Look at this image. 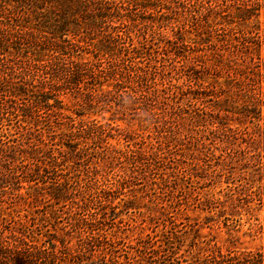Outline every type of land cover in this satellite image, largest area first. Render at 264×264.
Masks as SVG:
<instances>
[{
  "label": "trees",
  "instance_id": "trees-1",
  "mask_svg": "<svg viewBox=\"0 0 264 264\" xmlns=\"http://www.w3.org/2000/svg\"><path fill=\"white\" fill-rule=\"evenodd\" d=\"M189 2L196 10L187 7ZM173 6L178 12L174 18ZM182 12L189 14L192 32L182 27ZM139 15L152 31L170 19L178 22L161 50L169 60H183L181 84L156 66L153 43L151 47L135 23ZM220 31L228 34L212 38ZM187 33H192L191 41ZM263 48L264 0H0V264H153L146 257L160 251L145 239L137 259L119 253L122 229L116 231V226L133 207L119 197H128L127 189L146 179L143 172L158 173L164 183L177 168L166 164L170 150L160 142L155 146L114 120L152 114L163 134L180 129L175 121L189 118L199 126L207 123L210 128L203 133L220 143L235 141L238 133L253 140L245 133L247 126L233 129L221 122L226 114L220 109L205 106L206 99L219 101L221 91L200 73L222 71L224 53L231 52L243 66L237 72L254 80L264 69ZM209 55L212 63L207 65ZM256 90L259 98L252 109L235 113L259 122L264 92ZM200 138L191 137L194 147L202 145ZM258 160L255 181L260 183L264 164ZM76 165L81 175L96 178L92 186H81L78 174L70 177ZM149 181L155 192L159 182ZM80 189L88 192L87 199L76 197L74 191ZM254 196L261 199L264 192L244 194L241 204L249 208ZM181 235L171 234L160 247L172 262L158 257L156 264H181L172 248L174 242H184ZM189 247L197 256L186 264H264L262 251H204L196 240Z\"/></svg>",
  "mask_w": 264,
  "mask_h": 264
},
{
  "label": "rangeland",
  "instance_id": "rangeland-1",
  "mask_svg": "<svg viewBox=\"0 0 264 264\" xmlns=\"http://www.w3.org/2000/svg\"><path fill=\"white\" fill-rule=\"evenodd\" d=\"M185 3L187 4L188 1ZM173 4L177 5L175 1ZM229 5H233V3L230 2ZM187 7L191 11L196 10L193 2H189ZM174 12H177V9L173 6L172 14L174 16L171 15L172 18L176 15ZM182 14L185 15L181 19L182 23L185 24L182 27L192 32L190 26H187L189 14L186 12H182ZM138 18L139 22L135 23L139 24L142 29L141 35L147 38L149 44L153 43V47L151 44L153 48L152 57L157 60L156 66L160 69L164 67L168 76L179 79L178 84L184 82L185 77L182 75V71L185 70L183 60H169L165 52L161 50L162 45L171 38L172 30L178 22L170 19L164 22L163 28L152 31L144 28L143 24L148 22L145 17L139 15ZM221 33H224L223 35L228 34L227 31H220L213 33L212 38L216 39L218 36L216 34ZM186 37L188 41L193 39L192 33L189 35L187 33ZM140 41H144L142 37H140ZM224 54L220 64L223 68L222 71L216 73L211 70L200 73V76H204L206 80L216 85L217 92L221 91L219 92L221 97L219 101L217 100V104L206 99L205 106L217 107L215 111L220 109V114H226L221 117V122L228 124L233 129L236 127L243 129L244 126H247L245 133L248 131L254 135L253 140L238 133L234 135V138L237 139L232 141L235 142L233 145L232 142L227 143L226 140L220 143L209 132L203 133L206 131V127L210 128L207 123L199 126V123H190L189 118L175 121L176 124L179 123L180 127V129L177 128L179 133L175 139L171 136L177 129L173 127L169 133L160 134L158 129H161L162 123L156 128L158 123H156V116L152 114L142 118L123 115L122 117L126 120H114L115 124L124 131L137 133L145 138L149 137L155 146L158 144L156 141L160 142L161 148L170 150L169 154L165 156L167 157L166 164L177 168L175 173L168 176L164 183L159 181L161 175L158 173L153 175L149 171L143 172L141 178L144 179L146 176L148 182L146 179L139 180L127 189L128 197H119L124 198L125 201H130L131 206H133L128 214L120 215L124 220L116 226V231L122 229L119 233V241L123 243L122 246L119 245V253L122 256L137 259L140 254L139 251H143L141 241L145 239V243L151 244L152 250L159 248L160 251L157 257L154 255V258H151L148 255L146 258L149 262L156 264V258L160 257L162 260H170L168 263H171L170 258L163 257L162 254L164 253H161L160 247L163 241H168L171 234L175 233L179 236L183 234L186 238L183 243L174 242L172 245V248L178 253L177 256L180 257L181 264H186L184 262L192 263L194 257L197 256V254L192 253L189 247L191 241L194 240L204 251H208L210 248H220L222 251L227 248H236L246 252H264V197L259 199V197L254 196L248 199L251 201L249 208L241 204L246 199L244 194L260 189L262 193L264 192V182L255 181L258 177L257 171H255L257 160L261 159L260 161L264 164V105L261 108L262 120L259 122L251 116L244 118L241 114L235 113L243 109H252L253 104L259 98L258 91H254L256 87L264 92V69H262L260 77L256 76L252 80L251 76H247L241 71L237 72L239 68L243 69V66H240L241 61L236 60L231 52ZM261 56L264 59V48L261 50ZM212 57L209 55L207 65L212 63L210 61ZM171 93L168 92V95L170 96ZM69 102L70 100H66L67 105ZM104 115L106 118L111 117L110 113ZM216 116L219 117L220 115L216 114ZM92 117L100 119L97 115ZM210 123L216 125L214 119H211ZM256 125H259L261 129L255 127ZM200 136L203 143L199 145L198 149L192 145L191 137L199 138ZM167 141L172 142V144H167ZM216 143L217 148L215 147ZM211 148L213 153L209 151ZM243 153L245 159L244 156L241 157ZM244 164L245 166H243ZM78 170L80 171V166L76 165V168L71 169L70 177H74L73 174H78L81 186H92L95 183V177L81 175L82 173H78ZM112 174L113 172L109 173L110 176H113ZM136 176L138 178L139 174ZM151 178H155L159 182V186L154 187L155 192L150 190L151 181L149 180ZM97 179L104 180L102 176L97 177ZM109 180L112 179L109 178ZM74 192L76 197H80L79 199H87L89 196L84 189ZM119 203L121 205L122 201ZM166 221L168 222L164 224ZM189 225L194 228V232L193 228L188 227ZM146 235L153 238L147 239Z\"/></svg>",
  "mask_w": 264,
  "mask_h": 264
}]
</instances>
